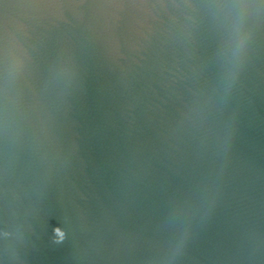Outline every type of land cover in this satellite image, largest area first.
<instances>
[{"label":"water","instance_id":"1","mask_svg":"<svg viewBox=\"0 0 264 264\" xmlns=\"http://www.w3.org/2000/svg\"><path fill=\"white\" fill-rule=\"evenodd\" d=\"M0 264H264V0H0Z\"/></svg>","mask_w":264,"mask_h":264}]
</instances>
